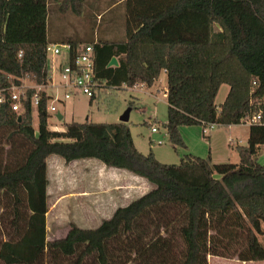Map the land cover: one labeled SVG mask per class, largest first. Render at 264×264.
Masks as SVG:
<instances>
[{
  "label": "trees",
  "instance_id": "1",
  "mask_svg": "<svg viewBox=\"0 0 264 264\" xmlns=\"http://www.w3.org/2000/svg\"><path fill=\"white\" fill-rule=\"evenodd\" d=\"M80 15L88 0H51ZM119 1V2H118ZM106 4V0H105ZM122 5L124 39H94L95 86H151L166 74L167 119L173 147H186L179 126L245 123L238 163L210 164L185 154L178 164L139 152L126 123L71 121L48 126L49 96L40 92L37 127L24 89L18 111L0 103V128L10 143L0 153V262L2 264H208L207 256L264 260V0H113ZM106 6V7H109ZM102 9L99 10L101 12ZM48 0H0V89L27 80L48 82L45 46ZM103 16V15H102ZM100 18V16H99ZM79 45L74 40H68ZM62 43V42H61ZM117 65L108 66L111 57ZM227 94L216 109L221 84ZM95 97H89V103ZM22 144V145H21ZM21 145V146H20ZM66 163L94 158L146 179L152 189L117 207L94 228L73 223L63 237L46 241V157ZM245 235L244 247L226 254L221 240Z\"/></svg>",
  "mask_w": 264,
  "mask_h": 264
},
{
  "label": "rangeland",
  "instance_id": "2",
  "mask_svg": "<svg viewBox=\"0 0 264 264\" xmlns=\"http://www.w3.org/2000/svg\"><path fill=\"white\" fill-rule=\"evenodd\" d=\"M111 1L113 0H106V4L104 5L108 6ZM94 4L95 0H88L83 6L82 13L76 15L70 10L61 11L58 3L48 0L46 18L48 42L61 43L63 41L75 40L78 43L85 44L94 39H103L104 37L124 39L122 5L109 7L102 14V18L98 19L97 13L99 11H96ZM47 61H51V54L49 53L47 54ZM26 82L31 84L27 80ZM165 88L166 74L164 71H161L151 86L137 84L132 87H127L126 85L120 87H98L95 89V97L91 104L89 103V97L84 94L71 95L69 98L63 100V90H58L57 95L60 100L52 102L56 110L48 111V126L52 130H63L65 124L68 122H84L86 119L96 123L120 122V117L129 109L128 119L125 123L129 128L136 149L143 154H147L151 150L155 159L161 163L178 164L184 155L188 153L203 158L209 157L210 164L212 165L224 162L238 163L239 155L235 150V146L246 144L249 125L247 123L232 125L213 124L212 127H210V124L206 126L182 125L179 126V133L186 147H173L168 141L165 128L162 126V123L167 119ZM228 89L227 84L220 85L214 99L216 109H219ZM48 92L53 93L54 91L49 90ZM57 113L62 116L60 119L57 118ZM37 124V111L33 109L32 125L36 128ZM151 126L155 128V131L152 133L149 132ZM10 132L9 129L0 128V153L3 155L11 150L10 146H12L11 148L15 146V142L10 143L7 137ZM56 157L61 158L58 155ZM97 161L100 162L99 160ZM256 162L264 164V146L259 148ZM80 185L81 187H88L91 183L83 182L82 180ZM153 187L154 185L152 184ZM106 191L102 192L107 193ZM102 196L106 198H102L104 202L112 200L109 193ZM139 196H133L130 201ZM79 201L81 202L82 200L79 199ZM119 205H122V203H119ZM2 210L6 209L0 204V214ZM63 210L72 216L73 221L76 218L74 224L81 228H94L101 222L98 215L109 218L113 213L108 215L106 214L108 210H101L99 214V210H93L94 216L96 215L100 221L95 224L94 217H91L92 221L88 224L85 220L88 218L89 210L74 207L69 209L64 208ZM234 232H236L235 237L225 236L221 240L222 250H225L226 254L236 253L244 247V233L240 231ZM261 238L264 240V235ZM209 256H207V262ZM0 264L2 263L0 262ZM127 264L134 263L130 262ZM209 264H240V262L213 257Z\"/></svg>",
  "mask_w": 264,
  "mask_h": 264
},
{
  "label": "crops",
  "instance_id": "3",
  "mask_svg": "<svg viewBox=\"0 0 264 264\" xmlns=\"http://www.w3.org/2000/svg\"><path fill=\"white\" fill-rule=\"evenodd\" d=\"M104 4L105 0H95L94 7L96 11L98 12L102 8V11L97 13L98 19L99 16L101 19L102 14L109 7L113 6L112 4L109 7H105ZM76 43L82 45V43ZM56 156L55 154H50L46 157V241L63 237L69 228V224L75 223L76 218L73 221L72 216L65 212L64 208L69 209L74 207L89 210L88 218L85 221L90 224L92 221L91 217H94L96 224L106 218L98 215L99 220L96 215L94 216L93 210H99V214L101 210H108L106 214L110 215L117 207L129 203L133 196L142 195L147 190L152 189V184L146 179L136 176L129 171L127 172L124 169L107 167L94 158L76 159L66 163L62 158H57ZM82 180L83 182H90L91 185L81 187ZM104 190H107V193L102 192ZM108 193L112 200L102 201V198L106 199L102 195ZM79 199L82 201L80 202ZM119 203H122V205H119ZM0 226L7 228L8 224L0 222ZM5 237L2 235L1 239L4 240ZM213 257L239 261L240 264H264V260L241 261L236 258H222L211 255L208 257V264Z\"/></svg>",
  "mask_w": 264,
  "mask_h": 264
},
{
  "label": "built area",
  "instance_id": "4",
  "mask_svg": "<svg viewBox=\"0 0 264 264\" xmlns=\"http://www.w3.org/2000/svg\"><path fill=\"white\" fill-rule=\"evenodd\" d=\"M46 55L51 54V61H47L48 82L44 85H35L26 80L18 85L13 84L9 87L0 89V103L7 102L13 111H18L22 99L25 98L24 89L33 87L35 93L29 101L32 109H37L39 104V93L45 92L49 96L46 110L55 111L53 101L60 100L58 90H63V100L71 95L84 94L88 97L95 93V86L98 83L93 79V47L92 44L73 45L69 42L48 43L45 46ZM56 75V76H55ZM52 90L53 93L48 91ZM260 113H254L244 119V122L250 124L258 121ZM213 124H210L212 127ZM155 131L150 127L149 132Z\"/></svg>",
  "mask_w": 264,
  "mask_h": 264
},
{
  "label": "water",
  "instance_id": "5",
  "mask_svg": "<svg viewBox=\"0 0 264 264\" xmlns=\"http://www.w3.org/2000/svg\"><path fill=\"white\" fill-rule=\"evenodd\" d=\"M110 65H117V60H116V58L114 56L111 57L110 60H109V62H108V66H110ZM128 111H129V109H127L123 113V115L120 117V122L125 123L127 121V119H128ZM57 118L58 119L61 118V115L59 113H57Z\"/></svg>",
  "mask_w": 264,
  "mask_h": 264
}]
</instances>
